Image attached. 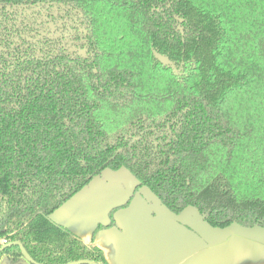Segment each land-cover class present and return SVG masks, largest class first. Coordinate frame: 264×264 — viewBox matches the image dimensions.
Listing matches in <instances>:
<instances>
[{
	"label": "trees",
	"instance_id": "trees-1",
	"mask_svg": "<svg viewBox=\"0 0 264 264\" xmlns=\"http://www.w3.org/2000/svg\"><path fill=\"white\" fill-rule=\"evenodd\" d=\"M122 167L176 215L264 228V0H0V238L109 264L50 215Z\"/></svg>",
	"mask_w": 264,
	"mask_h": 264
},
{
	"label": "crops",
	"instance_id": "crops-1",
	"mask_svg": "<svg viewBox=\"0 0 264 264\" xmlns=\"http://www.w3.org/2000/svg\"><path fill=\"white\" fill-rule=\"evenodd\" d=\"M50 218L109 264H264V233L217 229L193 207L179 217L125 167L105 169ZM0 264L32 263L14 249Z\"/></svg>",
	"mask_w": 264,
	"mask_h": 264
},
{
	"label": "water",
	"instance_id": "water-1",
	"mask_svg": "<svg viewBox=\"0 0 264 264\" xmlns=\"http://www.w3.org/2000/svg\"><path fill=\"white\" fill-rule=\"evenodd\" d=\"M156 57H158V58L162 61V63H163L164 65H169V66H172V67L175 66L174 63L171 62V61L168 59V57H166V56H161V55H159V54L156 53ZM164 206H165V205H164ZM165 207H166V206H165ZM59 208H60V207H59ZM195 209H196V208H195ZM170 211H171V210H170ZM185 212H186V210H185L182 214L177 215V216L182 217V215H184ZM174 214H175V213H174ZM205 222H206L207 224H209L207 221H205ZM235 227H237L238 231H241V232L246 231V232L251 233V234H253V235L258 234V233H259V235H263V233H264V230H259V229H257V228L264 229L263 227H260V226H254V227H251V228H246V227L240 226V225H238V224H233V225H231V226H229V227H226V228H219V227H215V228H217V229H232V228H235ZM252 230H253V231H252ZM13 244L19 246V248H20L22 254L24 255V257H25L29 262H31L32 264H39V263H37V262H36V261H35V260H34V259L28 254V252L26 251V249L24 248V246L22 245V243H21L20 241L13 242ZM68 264H97V263H95V262H93V261H91V260H78V261H74V262H71V263H68Z\"/></svg>",
	"mask_w": 264,
	"mask_h": 264
},
{
	"label": "flooded vegetation",
	"instance_id": "flooded-vegetation-1",
	"mask_svg": "<svg viewBox=\"0 0 264 264\" xmlns=\"http://www.w3.org/2000/svg\"><path fill=\"white\" fill-rule=\"evenodd\" d=\"M168 67H171L168 65ZM180 69L182 73H185V68H184V65L183 66H180ZM16 242V241H14ZM17 250L19 248L18 245H14L13 244V241L9 240L7 237H1L0 238V257L1 256H4V255H9L10 253H12L13 250Z\"/></svg>",
	"mask_w": 264,
	"mask_h": 264
},
{
	"label": "rangeland",
	"instance_id": "rangeland-1",
	"mask_svg": "<svg viewBox=\"0 0 264 264\" xmlns=\"http://www.w3.org/2000/svg\"><path fill=\"white\" fill-rule=\"evenodd\" d=\"M257 229H259V230H264V229H261V228H257ZM253 231V230H252Z\"/></svg>",
	"mask_w": 264,
	"mask_h": 264
}]
</instances>
